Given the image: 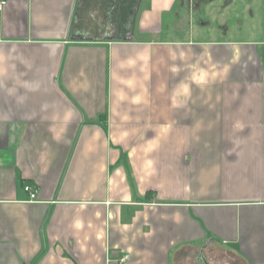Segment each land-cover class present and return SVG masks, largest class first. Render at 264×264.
<instances>
[{
    "label": "crops",
    "instance_id": "obj_1",
    "mask_svg": "<svg viewBox=\"0 0 264 264\" xmlns=\"http://www.w3.org/2000/svg\"><path fill=\"white\" fill-rule=\"evenodd\" d=\"M5 1L0 264H264V40L179 38L183 0Z\"/></svg>",
    "mask_w": 264,
    "mask_h": 264
},
{
    "label": "rangeland",
    "instance_id": "obj_2",
    "mask_svg": "<svg viewBox=\"0 0 264 264\" xmlns=\"http://www.w3.org/2000/svg\"><path fill=\"white\" fill-rule=\"evenodd\" d=\"M174 4L172 17L166 15L163 24L176 26L179 38L192 35L202 40H264V0H213L210 4L203 0L198 5L177 1ZM213 258L221 264L232 262L219 253H214Z\"/></svg>",
    "mask_w": 264,
    "mask_h": 264
},
{
    "label": "built area",
    "instance_id": "obj_3",
    "mask_svg": "<svg viewBox=\"0 0 264 264\" xmlns=\"http://www.w3.org/2000/svg\"><path fill=\"white\" fill-rule=\"evenodd\" d=\"M6 5L5 0H0V11L4 8ZM24 191L28 194L29 202H34L36 199V192L32 190L29 186L24 187ZM126 257L122 259V262L126 261Z\"/></svg>",
    "mask_w": 264,
    "mask_h": 264
},
{
    "label": "flooded vegetation",
    "instance_id": "obj_4",
    "mask_svg": "<svg viewBox=\"0 0 264 264\" xmlns=\"http://www.w3.org/2000/svg\"><path fill=\"white\" fill-rule=\"evenodd\" d=\"M183 1L187 2V5H189V4L191 5L192 2L197 3V5L200 4V3H203V0H183ZM212 1L213 0H204V3H207V4L209 3L210 4Z\"/></svg>",
    "mask_w": 264,
    "mask_h": 264
},
{
    "label": "water",
    "instance_id": "obj_5",
    "mask_svg": "<svg viewBox=\"0 0 264 264\" xmlns=\"http://www.w3.org/2000/svg\"><path fill=\"white\" fill-rule=\"evenodd\" d=\"M132 21H130V23H131Z\"/></svg>",
    "mask_w": 264,
    "mask_h": 264
}]
</instances>
